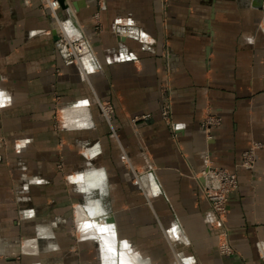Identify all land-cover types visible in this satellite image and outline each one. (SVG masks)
Segmentation results:
<instances>
[{
    "label": "crops",
    "instance_id": "obj_1",
    "mask_svg": "<svg viewBox=\"0 0 264 264\" xmlns=\"http://www.w3.org/2000/svg\"><path fill=\"white\" fill-rule=\"evenodd\" d=\"M57 16L0 0V264H264L263 0H66ZM59 22L89 41L80 63ZM206 154L238 175L222 227L196 178ZM74 208L92 236L69 231Z\"/></svg>",
    "mask_w": 264,
    "mask_h": 264
},
{
    "label": "built area",
    "instance_id": "obj_2",
    "mask_svg": "<svg viewBox=\"0 0 264 264\" xmlns=\"http://www.w3.org/2000/svg\"><path fill=\"white\" fill-rule=\"evenodd\" d=\"M40 4L44 11H47L49 15L59 21L57 16V10L61 7L59 0H40ZM94 19L96 20L95 28L99 29L101 26L98 20V13L94 14ZM58 24L59 32L56 39V47L66 51L70 59L80 63L81 58L90 52L89 41L86 37L71 36L63 24H60V22ZM161 97V117L170 128H174L171 89L168 85L162 86ZM96 104L100 110V114L112 126L113 104L110 101L101 99H96ZM135 120L136 118L133 121ZM221 122V116L210 110L207 111L201 120V129L205 133V136L211 138L212 131L220 126ZM261 146V142L255 141L249 148L244 150L241 154L240 165L252 168L255 165L256 151ZM197 178L203 179L202 191L205 197L209 199L211 209L215 215L214 223L217 226H225L229 195L236 191L239 186L237 172L217 165L206 154L205 169L197 175ZM218 248L221 253L233 252V248L228 241L227 230L225 229L219 235Z\"/></svg>",
    "mask_w": 264,
    "mask_h": 264
},
{
    "label": "rangeland",
    "instance_id": "obj_3",
    "mask_svg": "<svg viewBox=\"0 0 264 264\" xmlns=\"http://www.w3.org/2000/svg\"><path fill=\"white\" fill-rule=\"evenodd\" d=\"M264 2V1H263ZM74 61V60H73ZM98 99V98H97ZM57 113L55 114V122H54V125H53V128H54V130L55 131H59L60 129H62L64 126H65V124H63V119H62V117H61V115H59V117H57ZM57 166H58V168L59 169H62L63 168V162L61 161V162H59L58 164H57ZM68 178V177H67ZM196 178H197V176H196ZM102 214V212L100 211V212H97L96 214ZM103 213H104V211H103ZM72 214H73V217H72V224H71V226H70V228H69V231L70 230H72V231H70V232H72L73 234H75L74 236L75 237H77V236H86V237H88V235H93L92 233L90 234L87 230L85 231L83 228L85 227V226H83V224H82V222H81V220H78L77 221V219H78V217L76 216V208H74L73 210H72ZM95 214V213H94ZM92 221V220H91ZM98 222L101 224V225H104L105 224V222L104 221H102V220H98ZM95 224H96V222H94ZM98 223V224H99ZM215 226H217L215 223H213ZM97 242V244H98V246H100V243L98 242V241H96ZM102 248V247H101ZM101 251H102V254H101V256L102 257H104V256H106V254H105V250L102 248L101 249ZM134 253V252H133ZM130 254V253H129ZM114 256H116V258H117V255H114ZM130 256L133 258H131L132 260H133V263L132 264H138L139 263V257H138V253H134V254H130ZM179 257V259H180V256H178ZM118 258H120V256H118ZM105 260V259H104ZM102 261V262H104L105 263V261ZM120 260H121V258H120ZM120 262V261H119ZM181 264H185L186 262L184 261V262H180ZM179 263V264H180ZM109 264V263H108Z\"/></svg>",
    "mask_w": 264,
    "mask_h": 264
},
{
    "label": "water",
    "instance_id": "obj_4",
    "mask_svg": "<svg viewBox=\"0 0 264 264\" xmlns=\"http://www.w3.org/2000/svg\"><path fill=\"white\" fill-rule=\"evenodd\" d=\"M61 7H66V0H59Z\"/></svg>",
    "mask_w": 264,
    "mask_h": 264
}]
</instances>
